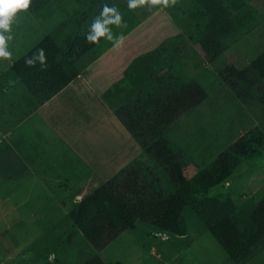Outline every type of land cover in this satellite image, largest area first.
Masks as SVG:
<instances>
[{
	"label": "trees",
	"instance_id": "trees-1",
	"mask_svg": "<svg viewBox=\"0 0 264 264\" xmlns=\"http://www.w3.org/2000/svg\"><path fill=\"white\" fill-rule=\"evenodd\" d=\"M188 3L193 18H197V32L193 36L209 58L225 50L224 37L235 32L237 26L246 24L238 10L245 6L246 0H188ZM105 4L115 6L112 0H32L28 12L36 19L44 21L59 11L65 18L4 72L7 84H22L27 92L25 99H35L36 106L66 86L93 61L99 44L104 42L101 38L97 44L88 43L85 36ZM123 8L127 6L118 9L121 12ZM243 15L248 14L243 12ZM40 48L44 49L46 63L26 66L25 59ZM259 60L264 63V54L244 72L228 67L221 75L237 88L243 81L252 86ZM122 72L119 80L100 93L141 144L144 156L132 161L72 209L71 220L95 246L104 248L121 232L134 228L138 221L164 234L184 235L187 229L183 211L189 206L215 235L230 259L244 263L264 246V201L254 208L249 204L236 208L229 198L202 195L228 179L240 158L261 154L264 143L252 137L248 144L241 140L206 171L187 179L183 174L182 154L170 145L165 134L181 116L200 104L206 93L198 82H186L171 70L158 74L150 65L135 63L124 67ZM244 145L250 150L243 152ZM148 157L163 165L172 185L163 188L162 179L154 178L149 182L142 179L148 170L143 160ZM202 212L208 220L200 215ZM92 213L95 215L88 219Z\"/></svg>",
	"mask_w": 264,
	"mask_h": 264
},
{
	"label": "rangeland",
	"instance_id": "rangeland-1",
	"mask_svg": "<svg viewBox=\"0 0 264 264\" xmlns=\"http://www.w3.org/2000/svg\"><path fill=\"white\" fill-rule=\"evenodd\" d=\"M123 4H128V0H116L114 3L116 7ZM177 4H181L180 6L188 9L189 12L188 0L184 5L181 0H176L175 5L170 4L168 7L162 5L143 7H146V10L160 7L167 10L169 7L175 9ZM245 7L248 15H243L242 18L246 24L242 26L243 29L236 27L225 54L211 60L193 44L194 41L193 43L190 41L188 49H184L187 53L185 57L173 64V72L186 82L192 80L198 82L206 93L205 99L181 116L165 134L170 145L182 154L183 174L187 179L206 171L231 146L241 140L248 144L249 138L252 137L260 144L264 143V63H261L263 60L257 63L258 72L253 78L252 86L251 83L244 84L243 81L237 88L236 84H231L221 75L228 67L244 72L264 54V0H248ZM25 13L27 15L28 12ZM64 18V14L59 11L42 21L46 33L53 32ZM176 18L171 17V23L177 22ZM181 22L186 28H190L188 30H191L192 34H196L197 18H191L185 10ZM142 29L144 31V28ZM104 44L106 41L100 45ZM26 94L22 84L15 85V90L10 94L13 96L10 105L15 108L12 113L13 118H21L25 114ZM80 98L78 96L73 101L75 104L71 103L67 108L69 115L80 117L84 114V119L97 117V114L102 117L103 112L100 107L97 109L96 104L84 103L85 96L82 100ZM37 103L35 99L29 101L26 109L36 106ZM81 106H85V110ZM76 107L79 109L76 110ZM95 128L93 133L96 132ZM104 129L99 130L101 135H105L104 139L114 134L111 129ZM112 144L113 140L109 146L111 147ZM250 148L255 150L254 147ZM243 149L245 152L248 148L244 145ZM143 166L148 168L145 176L142 175L143 180L149 182L154 178L162 179L163 188L173 184L167 178L165 168L159 161L148 157L143 160ZM202 196H225L235 203L236 208L245 204H249L250 208L259 206L264 201V150L249 159L240 158L232 175L224 183L212 187L207 195ZM61 212L62 209L53 207L40 209L17 208L9 205L0 207V231L7 232L11 242L19 246L13 254L3 259V261L8 260L3 263L234 264L198 214L189 207L183 211L187 229L185 236L164 234L150 224L138 221L134 228L124 230L104 248L95 246L82 229L75 226L70 216L67 214L61 216ZM23 215L25 216L23 221L26 223L21 226L17 222ZM93 215L95 214H89L88 219L93 218ZM200 215L204 219L207 217L204 212ZM18 233L24 235L18 236ZM192 238H197L198 244L193 243ZM209 241H212L217 248L210 246ZM260 250L248 264H264V249ZM26 252L28 257L25 256ZM31 253H35L34 256H31Z\"/></svg>",
	"mask_w": 264,
	"mask_h": 264
},
{
	"label": "crops",
	"instance_id": "crops-1",
	"mask_svg": "<svg viewBox=\"0 0 264 264\" xmlns=\"http://www.w3.org/2000/svg\"><path fill=\"white\" fill-rule=\"evenodd\" d=\"M185 1L181 0L183 5ZM125 5L127 8L121 9L120 13L126 27L111 26L114 36H124L122 46L114 47L113 42L104 39L106 44H99L95 58L85 70L51 98L28 109L26 105L29 106V101H25V114L21 118L12 117L15 108L10 105L13 100L10 94L15 90V85L4 83V72L48 33L44 30L42 21L28 11L27 15L25 12L17 13L12 23L13 39L7 45L12 58L0 59V207H53L62 209L61 216L69 215L71 210L68 209L77 207L89 193L104 185L144 153L141 144L116 116L100 90L119 80L122 69L130 64L150 65L155 73H167L172 71L174 63L185 57L187 53L184 49H188L190 41H194L193 44L199 49L200 47L192 31L188 30L190 28H186L181 22L185 10L193 18L192 10L188 12L181 4H177L175 9L169 7L167 10L161 7L146 10L143 6L130 10L128 4L122 6ZM245 6L238 9L241 16L246 12ZM171 17L178 19L177 22L173 20L175 23H171ZM148 21L151 23L147 24ZM232 35L233 33L224 37L225 50L211 60L227 52ZM78 96L81 100L85 96L84 103L96 104L97 109L100 107L104 113L102 117L97 114V117L84 119L83 113L80 117L69 115L67 108L71 103L75 104L73 101ZM82 109L85 110V106ZM105 127L114 131L106 139L104 134L99 133ZM94 128L96 132L93 133ZM220 198L227 199L225 196ZM192 211L194 212L193 209ZM23 217L25 216H20L17 222L21 226L26 223ZM23 233H18V236H23ZM186 233L177 236H185ZM210 233L215 237L211 231ZM197 240L192 238L193 243L198 244ZM208 244L216 247L212 241ZM17 248L19 246L11 242L10 235L4 230L0 231V259L8 258ZM261 248L264 249V246ZM258 251L241 264H248L258 255Z\"/></svg>",
	"mask_w": 264,
	"mask_h": 264
},
{
	"label": "clouds",
	"instance_id": "clouds-1",
	"mask_svg": "<svg viewBox=\"0 0 264 264\" xmlns=\"http://www.w3.org/2000/svg\"><path fill=\"white\" fill-rule=\"evenodd\" d=\"M32 0H0V59L11 60L12 53L8 50V42L13 39L11 35L12 23L17 13L27 12ZM176 0H128V8L130 10L140 6H159L168 7L170 4L175 5ZM126 27L123 24V17L116 6H108L105 4L99 16L94 18L89 30L85 36L88 43L97 44L101 38L113 42L114 47L122 46L124 36H114L110 26ZM44 49H37V52L32 57L25 59V64L28 67H34L37 62L41 65L46 63Z\"/></svg>",
	"mask_w": 264,
	"mask_h": 264
},
{
	"label": "water",
	"instance_id": "water-1",
	"mask_svg": "<svg viewBox=\"0 0 264 264\" xmlns=\"http://www.w3.org/2000/svg\"><path fill=\"white\" fill-rule=\"evenodd\" d=\"M27 254H28V253L26 252V253H25V256H26V257H28ZM34 254H35V253H31V256H34Z\"/></svg>",
	"mask_w": 264,
	"mask_h": 264
},
{
	"label": "flooded vegetation",
	"instance_id": "flooded-vegetation-1",
	"mask_svg": "<svg viewBox=\"0 0 264 264\" xmlns=\"http://www.w3.org/2000/svg\"><path fill=\"white\" fill-rule=\"evenodd\" d=\"M0 264H4L3 262H0Z\"/></svg>",
	"mask_w": 264,
	"mask_h": 264
}]
</instances>
